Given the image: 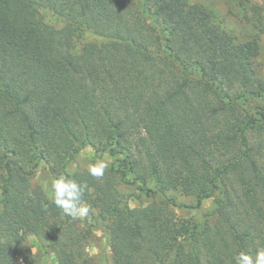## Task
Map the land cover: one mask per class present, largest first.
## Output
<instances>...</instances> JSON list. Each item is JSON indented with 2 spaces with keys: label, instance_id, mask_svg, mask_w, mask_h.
<instances>
[{
  "label": "trees",
  "instance_id": "obj_1",
  "mask_svg": "<svg viewBox=\"0 0 264 264\" xmlns=\"http://www.w3.org/2000/svg\"><path fill=\"white\" fill-rule=\"evenodd\" d=\"M214 17L189 0H0V264H35L24 243L43 234L54 264H95L91 225L33 184L42 163L87 185L84 219L98 212L113 264H236L264 249V105L239 107L264 101L260 45ZM88 30L102 41L75 52ZM87 147L110 161L101 178L69 170ZM176 189L215 198V222L179 219Z\"/></svg>",
  "mask_w": 264,
  "mask_h": 264
},
{
  "label": "rangeland",
  "instance_id": "obj_2",
  "mask_svg": "<svg viewBox=\"0 0 264 264\" xmlns=\"http://www.w3.org/2000/svg\"><path fill=\"white\" fill-rule=\"evenodd\" d=\"M249 3L244 8L240 3L241 0H189L191 4H199L215 12L214 23L219 25L221 29L235 36L239 41L256 40L260 45V53L255 58V69L259 78L264 80V19L259 22L257 19L251 18L255 11L253 7L262 9L264 15V0H247ZM45 19L48 23L55 27H61L63 22L51 12H45ZM102 38L98 37L94 32L88 30L84 37L77 39L75 44V52L79 53L84 44L87 42H101ZM264 105V101L259 99H250L248 102H239L240 110L243 114L256 116V107ZM98 157L91 148L83 149L75 161L69 166L70 171L82 170L88 168L89 164L95 163ZM106 159V158H104ZM55 178L51 174L47 164L42 163L35 171L32 182L42 186L45 193L49 197H53L52 181ZM120 190L125 195L137 194L136 185L122 184ZM169 197H174L177 206H173L179 219H191L196 222L214 223L217 215L215 214V198H207L197 206V198L195 196L185 195L180 189L168 192ZM163 197L156 195L152 197L142 196L137 199L135 196L129 200L131 207H139L151 201H161ZM95 211L94 217L90 218L89 223L82 218L81 226L86 228L91 225L92 236L88 241V251L91 254L95 264H113L112 252L110 248L109 236L105 223L98 217ZM48 235L29 236L24 248L29 256L35 261V264H54V258L46 250L45 245L48 243ZM14 264H23V260L17 258Z\"/></svg>",
  "mask_w": 264,
  "mask_h": 264
},
{
  "label": "clouds",
  "instance_id": "obj_3",
  "mask_svg": "<svg viewBox=\"0 0 264 264\" xmlns=\"http://www.w3.org/2000/svg\"><path fill=\"white\" fill-rule=\"evenodd\" d=\"M110 161L104 158L97 159L95 163L89 164L88 174L95 178L104 176L109 168ZM53 202L60 208L63 214L72 219H82L88 216L91 205L84 199L86 184H81L76 179L66 175H59L52 181ZM45 210L47 205H43ZM236 264H264V249L256 252L255 258L250 253L241 251L235 256Z\"/></svg>",
  "mask_w": 264,
  "mask_h": 264
}]
</instances>
